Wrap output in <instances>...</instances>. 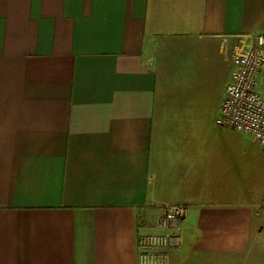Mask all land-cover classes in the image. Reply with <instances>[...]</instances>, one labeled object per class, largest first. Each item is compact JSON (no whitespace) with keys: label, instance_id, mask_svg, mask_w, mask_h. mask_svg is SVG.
<instances>
[{"label":"crops","instance_id":"obj_1","mask_svg":"<svg viewBox=\"0 0 264 264\" xmlns=\"http://www.w3.org/2000/svg\"><path fill=\"white\" fill-rule=\"evenodd\" d=\"M262 32L264 0H0V264H141L166 202L164 264L264 257V146L216 123Z\"/></svg>","mask_w":264,"mask_h":264},{"label":"built area","instance_id":"obj_2","mask_svg":"<svg viewBox=\"0 0 264 264\" xmlns=\"http://www.w3.org/2000/svg\"><path fill=\"white\" fill-rule=\"evenodd\" d=\"M225 54L233 68L216 123L248 133L264 146V32L239 36L233 49ZM159 206L161 214L140 225L141 264H164L170 250L182 247V222L190 214V205L166 202Z\"/></svg>","mask_w":264,"mask_h":264},{"label":"rangeland","instance_id":"obj_3","mask_svg":"<svg viewBox=\"0 0 264 264\" xmlns=\"http://www.w3.org/2000/svg\"><path fill=\"white\" fill-rule=\"evenodd\" d=\"M219 87V84L216 86V88ZM257 243L252 244V246L250 247L249 251L243 255L240 258H235L234 262L231 260V263L229 260H227L226 264H264V257L257 259L256 258V254H257ZM177 248H173L172 250H175ZM171 251V250H170ZM224 259L221 261L222 264H225ZM194 264V261L189 260L186 261L185 264ZM233 262V263H232ZM196 264V263H195Z\"/></svg>","mask_w":264,"mask_h":264}]
</instances>
